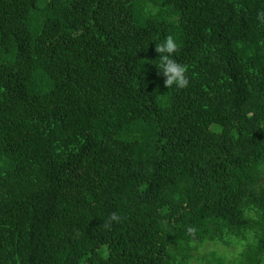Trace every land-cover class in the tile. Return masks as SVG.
Masks as SVG:
<instances>
[{
	"label": "trees",
	"instance_id": "16d2710c",
	"mask_svg": "<svg viewBox=\"0 0 264 264\" xmlns=\"http://www.w3.org/2000/svg\"><path fill=\"white\" fill-rule=\"evenodd\" d=\"M260 11L0 0V264H195L209 242L238 250L204 264H264ZM168 35L185 89L159 74Z\"/></svg>",
	"mask_w": 264,
	"mask_h": 264
},
{
	"label": "clouds",
	"instance_id": "9594fccd",
	"mask_svg": "<svg viewBox=\"0 0 264 264\" xmlns=\"http://www.w3.org/2000/svg\"><path fill=\"white\" fill-rule=\"evenodd\" d=\"M257 19L264 24V11L257 14ZM180 43L173 35H168L162 43L156 44L155 51L160 54L158 68L164 79V86L171 88L173 85L178 89H185L188 87L190 78L187 75L188 68L173 59V55L179 51ZM122 217L117 212H112L107 223L102 227L108 229L113 222L119 223ZM187 231L194 233L195 228L189 226Z\"/></svg>",
	"mask_w": 264,
	"mask_h": 264
},
{
	"label": "rangeland",
	"instance_id": "374dc122",
	"mask_svg": "<svg viewBox=\"0 0 264 264\" xmlns=\"http://www.w3.org/2000/svg\"><path fill=\"white\" fill-rule=\"evenodd\" d=\"M213 129L220 130V128L215 125ZM238 250L237 245H232L230 247L224 246L223 244H214L212 242L199 245V249L194 252L193 262L195 264H204V256L209 255L212 252H216L217 256H223L227 263L233 262L236 258V251Z\"/></svg>",
	"mask_w": 264,
	"mask_h": 264
}]
</instances>
